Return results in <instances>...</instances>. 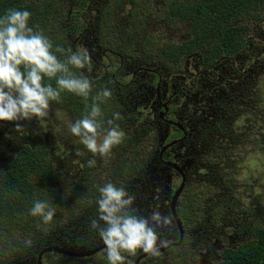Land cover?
Returning <instances> with one entry per match:
<instances>
[{"label": "trees", "instance_id": "obj_1", "mask_svg": "<svg viewBox=\"0 0 264 264\" xmlns=\"http://www.w3.org/2000/svg\"><path fill=\"white\" fill-rule=\"evenodd\" d=\"M37 1L0 0V16L6 14L9 9H28L32 13L29 25L48 36L53 44L52 51L58 59L64 60L71 51H75L67 40L58 35V26L55 23L57 17L63 15V10L59 7L63 6L65 0ZM120 1L114 4L104 3V13H98L100 27L111 25L114 19L110 15L118 13L121 14V24L128 26L133 23L132 16L138 15L139 10L134 12L128 2L124 6ZM176 6L182 12L171 11L169 16L179 17V20L186 21V24L188 21L194 40L185 48H178L179 51L174 50L171 44L158 46L160 57L171 62L177 61L180 53H201L205 57V63L211 64L220 57L241 54L242 50L246 49L245 38L249 35L250 19L260 23L264 0H195L188 5ZM66 21L76 33L82 31L86 25L80 15L77 18L73 12L68 14ZM57 47L63 51H56ZM69 67L72 68L71 65ZM21 69L23 70V65ZM72 70L80 73L78 69ZM85 75L94 85L87 102L83 97L66 90L61 91L60 101L73 110L76 116H84L93 103L92 97L101 91L100 85L93 82L91 76ZM110 80L114 82L113 77ZM105 82L107 80L100 81L102 84ZM42 83L56 87L55 77L44 76ZM114 98L112 94L102 101H96L102 110V117L98 119H102L103 127L106 128L107 120L113 117L114 112H118L121 118L115 123L124 131L128 127L127 122H124L127 117L121 112L120 106L117 107L113 102ZM29 121L33 122H19L34 124L40 121L39 126L42 124V120ZM37 131L43 137L36 139V146L27 142L17 146L15 142L11 143L12 139L7 141L4 149H0V264H19L27 256H31L35 248L37 264L38 254L47 246L59 245L78 250L87 245L102 244L98 231L90 226L91 220L98 218L97 187L106 182H113L117 186H123L135 197L138 159L135 152L126 153L125 145L117 148V153L111 150L108 156L99 158L100 162L90 167V156L87 154L81 156V161L73 154L63 160L56 157L54 147L44 144L49 136L48 132L40 128H37ZM26 133L27 135L21 133L23 141L30 137V133ZM72 139V136H67L63 142L66 140L72 143L74 149H80L81 146L74 144ZM125 142L127 143L128 139H125ZM255 148H262V144ZM6 152L8 153L5 154ZM222 159V165H233L232 171L239 172L242 163L237 161L236 155ZM140 161L145 163L144 160ZM35 199L47 200L56 208L53 221L49 225H43L39 217L29 214ZM250 214L254 215V212L250 211ZM249 228L252 232L247 239L231 244L219 264H264V226L255 223ZM46 231H50L49 234H46ZM29 239L32 241L31 245L25 243ZM86 258L91 260L86 264H107L101 255ZM42 260L43 264H60V261L63 264L77 263L75 257L58 252H45ZM196 262L193 260L186 263L182 260L180 263L173 261V264H198Z\"/></svg>", "mask_w": 264, "mask_h": 264}, {"label": "flooded vegetation", "instance_id": "obj_2", "mask_svg": "<svg viewBox=\"0 0 264 264\" xmlns=\"http://www.w3.org/2000/svg\"><path fill=\"white\" fill-rule=\"evenodd\" d=\"M76 1L79 4L86 1L85 9H82L80 5H78L76 9L74 8L75 16L79 18L80 15L81 18L82 14H87L91 10L92 0ZM194 1L195 0H149V6L145 10L139 11L138 15L132 16L133 23H130L128 26L118 21L121 16L120 13H118V15H110L114 19V22L107 26L112 29L110 37L114 40L124 41V43L126 45L128 44L131 48L132 43H139L142 46L148 43L150 48L155 49L154 46L156 42L160 41L161 44L159 46L171 44L174 50L176 49V51H179L178 48H185L189 42H193L194 35L188 21L186 24V21H180L179 17H171L169 14L171 11L175 10L182 12L176 5H188ZM108 3L109 2H106V4ZM125 4L126 2L123 5L125 6ZM136 11L138 10H134V12ZM261 21L263 20L261 19L260 22ZM261 25L263 26L264 22ZM92 27L93 24H88L85 29L89 31ZM105 29L106 27H101L98 36H103L106 39ZM83 31L84 29L75 33L78 35L73 41V48H76L80 43L82 39L81 33ZM245 39V46L247 48L246 56H244V51L243 55L241 53L220 57L211 64L205 63V57L202 56L201 53H180L181 55L177 61L172 60L168 62L174 64V66L173 70L168 74L169 79L165 80L162 74L153 67L142 66L141 69L137 68L132 73L126 72L123 77H120L118 72L121 70L122 64L117 65V63L114 62L113 66L111 64L109 65L112 67L111 78L113 77V81L119 85L125 84L126 86H130L133 84L138 74H144V76H141L139 79L149 83V86L156 88L154 100L156 99L159 105L156 121L159 127L161 142L156 153V160L152 163V167L154 168L153 174L148 177L145 174V163L142 164V162L138 160L135 177V181L137 183L142 182L144 188L148 190V197L151 198L150 203L153 205V208L144 206L140 198L137 200L135 198L133 206L137 209L138 214L143 213L148 217L151 216L153 211H159L162 215H165L163 213L164 211L166 215L172 217V224L168 227H157V232L159 233V248H163L159 251V255H156L159 256V259L154 263L149 260L152 255H146L136 263L139 256L143 253L142 251H138V254L131 257V259L134 260V264H141L142 262L146 264H163L161 259H165V256L168 255L173 257V261L180 263L185 252L180 253L179 250L189 247L195 251V253L192 254L198 258L196 263L212 264L211 261L214 260L216 264H219L223 258L224 252L231 246L233 241L238 243L246 240L249 236L245 231L235 230L237 228L235 216L239 214L240 205L243 203L242 198L238 199L234 196L230 198L224 197L232 195L227 189L232 182L239 186L242 181H251L248 187L244 188L264 189V144L262 148H254L246 151L247 153L244 157L237 159V161L239 160L242 163L240 164L239 172L232 171L234 168L233 165L231 167L222 165L224 164L223 159L217 161V163H214V161L212 163L208 161L202 162L201 152H204L206 149L197 150L196 152H198L199 155L194 154L195 151H192L193 145L191 144L192 135L190 136V130L184 118L180 117V115L187 114L192 110L199 111L202 100L212 95V103L220 110L219 113L221 115L216 120L214 126L209 127L214 128L216 131H212V129L206 134L208 146L215 145L224 149L232 143L233 136H236L237 132L244 127V123L243 120L238 117H234L227 122L224 121L225 111L222 110L226 103L224 98H231L232 93L230 85H235L237 94L245 102L252 105L254 101L252 92L249 91L253 90L240 91L238 88L240 83L234 79L235 74L233 71L227 72V75L224 77H222L221 73L236 62L235 58H242L244 71L247 72V75L253 76L254 71L259 72L256 67L260 65L262 61L260 59H264L262 48L264 42L261 41L257 43L256 45H258L259 48L256 49L253 48L254 46H249V41L254 39V35L251 37L247 36ZM114 44H120L119 46L122 45L124 47L121 42H116ZM109 54L123 60L124 56L129 53L120 52L112 47H107V49L102 51L103 57H107ZM132 55L134 56L132 64H139L140 59H142L141 56H137L136 54ZM91 57L94 63L100 64L95 55L91 54ZM186 58L189 60L196 59L201 62V65L205 68L201 70L203 82L198 78L200 75H197L192 85H189V79L186 76H180L178 74L177 68L180 67L181 61ZM153 59L154 57L150 60H146L150 62ZM153 62L158 63L155 59ZM240 71L241 70H239V72ZM177 77L182 78L187 83L182 79H177ZM124 79L126 81H122ZM163 81H165V85ZM224 81H227V84L223 85ZM210 82H216L212 90L208 86ZM260 83L262 86L264 78H260ZM173 85H175V87H173ZM248 85L253 87V85ZM200 99L201 102L198 103ZM141 104H143L142 107L145 108L148 106L147 103ZM260 113L263 118L264 108ZM133 115L134 117L132 116L130 120L141 119V115L138 111L133 112ZM67 119L71 120L69 116H67ZM25 120H42V118L37 119L33 117L32 119ZM246 121L251 123L248 129L253 131L261 127L263 128L264 126V120H259L257 115L255 118L252 117L251 120ZM13 123L18 124L20 122L13 121ZM209 128H206V130ZM7 133L9 135L8 140H12L18 136V141H22L23 134L18 131L13 130ZM7 141H0V149L6 147ZM262 142L264 143V137ZM214 152L218 153L217 151ZM192 155L198 160L197 163L190 160L193 158ZM209 156L210 158L213 157V155L210 154ZM225 158L226 157H224V159ZM89 159H91V157ZM234 161H236V159ZM173 163L182 169V174ZM143 166L144 170H142ZM201 173L204 179L203 185L201 186L200 180L196 183L197 190L193 194L189 193V181L194 177L201 178ZM253 174L258 175L253 176ZM182 183H184L183 188L175 200L174 195ZM222 190L225 191L222 193ZM257 194L260 195V192L253 193L252 203H255L254 195ZM255 199L257 200V198ZM249 204L250 202L244 206ZM161 205H163V208L159 209ZM174 210L176 211L175 213ZM249 211H254L253 205H250ZM230 230L233 232L230 235L231 243L229 240L226 243L225 235ZM247 231H250L249 228ZM200 247L204 250H201ZM105 251L106 249H102L93 255H101L102 257ZM73 257L78 258L79 256ZM209 257H211V259H209Z\"/></svg>", "mask_w": 264, "mask_h": 264}, {"label": "rangeland", "instance_id": "obj_3", "mask_svg": "<svg viewBox=\"0 0 264 264\" xmlns=\"http://www.w3.org/2000/svg\"><path fill=\"white\" fill-rule=\"evenodd\" d=\"M37 1V0H36ZM118 0H92L91 10L87 14H82V19L85 20L86 25L83 27H86L88 24H93V27L91 30L87 31L85 28L84 31L81 33L82 39L80 43L77 45L75 49H81V48H87L89 52L97 58V60L100 62V64L92 63V68L89 71L87 68L83 70H79V72H83L84 75L88 74L91 76V79L93 82L100 85V89L108 88L111 91V95L113 94L114 103L117 105V107L120 106L121 112L124 113V116L127 117L124 122H127L128 127L123 133V138L121 142L115 146H113L112 151L114 153H117V148H121L123 145L126 146V153L127 154H133V152L136 153L138 160H144L146 171L145 174L149 177L153 174V167L152 163L154 160H156V153L159 149L160 142H161V136H159V127L157 123V114L159 110V105L156 102V99L154 100V96L156 94V88L153 86H149V83L141 81L139 78L141 76H144V74H138L137 78L134 80L133 84L130 86L119 85L116 82H112L111 79V73H112V66L114 65V62L117 63V65H121V70L118 72L120 77H123L126 72L132 73L137 68L141 69L142 66L147 67H153L155 70L160 72L162 74V77L165 79H169L168 74L171 70H173L174 64L168 63L165 59L160 57V54L158 52L157 47L161 44L160 41H157L155 44V49L150 48L149 44H145L144 46L140 45L139 43H132V48L124 43L122 40H114L112 39L111 33L112 29L111 27H107L106 24V39L103 36H98L101 27L99 24L100 16H98V13H104L103 5L106 2L109 3H116ZM120 1V0H119ZM149 0H121L122 4L125 2L129 3V6L133 8V10H139L143 11L145 10L150 2ZM39 1L36 3L38 4ZM80 5L82 9L85 8L86 3L83 1V3L79 4L76 0H65L62 7H59L63 10V15L58 16L55 20V23L58 26V35L62 38L68 41L69 46L73 48V41L77 38L78 34H75L76 32L74 29H72L69 26V22L66 21L68 14L74 13V8L76 9L77 6ZM89 6V5H88ZM87 6V7H88ZM261 18L263 21L258 23L255 19H250V27H249V34L248 37H251L254 35V39L249 41V46H254L253 48L258 49L259 46L256 45L257 43H260L261 41L264 42V25L261 24L264 22V6L262 8ZM120 21V19L118 20ZM116 42H121L124 47L120 44H114ZM127 43V42H126ZM107 47H112L116 50H119L120 52L129 53L124 56V59L121 60L117 56L108 55L107 57L102 55V51L107 49ZM263 52H264V45L262 46ZM247 48L242 50V55L244 52V56L247 55ZM132 54H136L137 56H141L142 59H140L139 64H132L134 56ZM152 57L158 62L155 63L150 60ZM147 59V60H146ZM262 60L260 65L256 67L259 72L254 71L253 76L247 75L244 71V66L242 63V58H235V63L231 64L229 68L224 70L221 75L222 77L227 75V72H232L235 74V80L240 83L238 85V88L240 91L244 90H253L249 91L252 92L253 97V104L250 105L249 103L245 102L236 92L235 85L231 86V98L225 99L226 101L225 105L223 106V109L225 111L224 114V121L232 120L234 117H238L241 120H243L244 127L237 132L236 136H233L232 143L222 149L219 146H208V141L206 140V134L210 130L216 131L213 127L216 120L221 115L219 112L220 110L216 107L214 103H212L213 98L212 95H209L205 99H201L198 101L201 102V108L199 111L192 110L187 114L180 115V117L184 118V121H186V125L190 130V136L192 135L191 144L192 151H195L194 154L199 155L197 150L206 149L204 152H201V160L202 162L208 161L209 163H212L214 161L217 162L221 160L224 157H232L233 155H236V159H240L244 157V155L247 153L246 151H249L250 149H254L255 147L259 146L260 144H264L262 142V139L264 137V126L263 128H258V130H251L248 129L251 126L250 122H247L246 120H251V118H255L257 115V118L259 120H264V116L262 118V109L264 108V83H260V78H264V59ZM177 72L180 76H186L189 79V85H192V82L197 75H200L198 78L201 79V82H203V78L201 77V70H204L205 68L201 65V62L193 59L189 60L188 58L184 59L180 63V67L177 68ZM239 70H241L239 72ZM247 75V76H245ZM249 76V77H248ZM218 77V76H217ZM177 79H182L180 77H177ZM107 80L105 83H100V81ZM183 80V79H182ZM122 81H126L125 79ZM184 81V80H183ZM185 82V81H184ZM187 83V82H185ZM163 84L165 85V81H163ZM170 84V83H168ZM227 84V81H224L223 85ZM253 85V87L249 86ZM216 85V82H210L208 86L212 90L213 86ZM261 86V87H260ZM175 87V85H173ZM180 90V89H179ZM214 92V91H213ZM141 103H147L148 106L142 107L143 104ZM209 103V105H208ZM141 104V105H140ZM133 110V111H132ZM138 111L141 115L140 120H130L133 115V112ZM49 115L47 117H44L42 119V124L39 126V122H36L34 124L29 123H18L20 127H16L17 124H14L13 121H0V141L5 140L7 141L9 139V135L7 132L16 130L19 133H23L27 135L26 131L30 133V137L27 141H18V136L13 138L12 142H15L17 146L22 145L24 143H31L32 145L36 146V139L38 137H43L42 135L38 134L39 131H37V128H40L41 130L47 131L49 136L47 140L45 139V143L48 146H51V148L54 147V153L55 156L64 159L66 157H69V154H73L74 157L78 159V161H81V156L87 154L91 157V159H95V161L98 163L100 162L101 156L97 154H93L90 151L86 149V147L83 145V143L80 142V139L76 136H73L68 131V122H75V120L82 118V116H76L75 112L73 110H70L66 105H64L61 101L59 102H50L49 107ZM219 113V114H218ZM67 116L70 117L72 120H68ZM123 116V117H124ZM113 117H110L111 119ZM28 122H33L26 120ZM39 126V127H38ZM206 128H209L206 130ZM134 132V134L132 133ZM67 136H72V141L74 144H77L81 146L80 149H74V146L72 143L66 142V140L63 142V139H65ZM218 136V135H217ZM124 139V140H123ZM125 139H128V142H125ZM10 141V140H8ZM11 145V144H9ZM8 145V147H9ZM214 151H217L218 153H215ZM6 152L5 154H7ZM210 155H213L212 158H210ZM87 157V156H85ZM191 161L194 163H197L198 160L195 159V157L192 155ZM97 158V159H96ZM4 160V159H3ZM90 159H88L89 161ZM2 161V160H1ZM258 174H253V176H257ZM201 180V186L203 185L204 179L201 173V178L194 177L189 181V193H194L197 190L196 183ZM241 182V181H238ZM246 183V184H245ZM251 181H242L240 185L238 186L236 183H231V185L228 186V190L232 195H228L224 198H230L234 196L235 198H242L243 203L240 205L239 214L235 216V222L237 224V228L235 230L245 231L247 234H250L252 231L250 230L249 226H252L253 224L257 223L258 225L264 226V189H254V188H244L248 187V184H250ZM139 187V188H138ZM152 189V187L150 186ZM263 190V191H262ZM225 190H222V193ZM260 192V195H254V202L252 203V197L253 193ZM148 190L144 188V185H142V182L135 183V198L141 199V203L146 207H152L153 205L150 203V199L148 197ZM222 196V195H221ZM249 205L244 206L246 204ZM250 205H253L254 209V215L250 214ZM163 208V205L159 207V209ZM156 209V208H154ZM163 213L166 215V213L163 211ZM140 214V213H139ZM145 216L143 213L140 214ZM148 217V216H146ZM249 228L250 231H247ZM51 231V230H50ZM50 231H46V234H49ZM233 232L230 230L225 235V241L229 240L231 243L230 235ZM19 235H21L19 233ZM231 244H236V242H232ZM95 245H87L80 249H88L91 247H94ZM204 250V249H201ZM140 251V250H138ZM137 251V254L139 253ZM180 253H184V257L182 260H184L186 263L192 262L193 260L198 261L197 256L193 255L192 253H195L192 249L186 248L183 250H179ZM37 253V248L33 251L31 256H27L26 259L19 264H36V257L35 254ZM190 255V256H189ZM203 255V254H201ZM77 263L80 264L81 262L83 264L89 263L91 260L81 256L76 258ZM159 259V256H152L149 258L152 262H156ZM211 259V257H209ZM175 260V259H174ZM56 261V259L54 260ZM161 262L163 264H173V257L168 255L165 256V259H161ZM212 264H216V261H211ZM60 264H63L62 261H60ZM141 264H146L145 262H142Z\"/></svg>", "mask_w": 264, "mask_h": 264}, {"label": "clouds", "instance_id": "obj_4", "mask_svg": "<svg viewBox=\"0 0 264 264\" xmlns=\"http://www.w3.org/2000/svg\"><path fill=\"white\" fill-rule=\"evenodd\" d=\"M31 15L28 9H9L0 16V121L47 117L50 102H59L61 91L83 97L87 102L94 87L83 72L77 74L72 70H91L89 50L81 48L71 51L64 60L58 59L49 37L29 25ZM56 51L63 49L57 47ZM44 76L55 77L56 87L42 83ZM109 96L111 91L103 88L92 97L93 103L82 118L68 122V131L78 137L88 151L101 157L108 156L123 138L115 123L121 118L120 113L112 114L106 128L102 119H98L102 117V110L96 101ZM95 163V159L88 161L90 167ZM97 191L98 218L92 219L90 226L98 231L105 245L101 258L107 264H134L131 257L138 250L159 255L157 227L170 226L172 217L159 211H153L150 217L138 214L133 206L135 197L113 182L99 185ZM55 213L56 208L43 199H35L29 209V214L39 217L43 225H49ZM25 243L31 245L32 241Z\"/></svg>", "mask_w": 264, "mask_h": 264}, {"label": "water", "instance_id": "obj_5", "mask_svg": "<svg viewBox=\"0 0 264 264\" xmlns=\"http://www.w3.org/2000/svg\"><path fill=\"white\" fill-rule=\"evenodd\" d=\"M174 166H176L175 163H173ZM177 167V166H176ZM178 170L181 172L182 174V169L180 167H177ZM183 184L179 187V189L176 191V194L174 195V199L176 200L179 192L182 190L183 188ZM176 211L174 210V213ZM102 249H106L104 244H100L91 248H86V249H70V248H65L64 246H59V245H52V246H47L45 248H43L40 253L38 254V260H37V264H43V254L45 252H58V253H63L66 255H70V256H89V255H93L95 253H97L98 251L102 250ZM163 248H159V251L162 250ZM146 255H150L147 253H142L139 258L137 259V262H139V260L143 257H145Z\"/></svg>", "mask_w": 264, "mask_h": 264}]
</instances>
